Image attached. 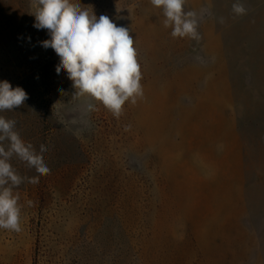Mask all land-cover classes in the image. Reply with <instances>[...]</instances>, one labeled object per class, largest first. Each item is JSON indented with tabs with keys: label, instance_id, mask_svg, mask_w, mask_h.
I'll list each match as a JSON object with an SVG mask.
<instances>
[{
	"label": "rangeland",
	"instance_id": "374dc122",
	"mask_svg": "<svg viewBox=\"0 0 264 264\" xmlns=\"http://www.w3.org/2000/svg\"><path fill=\"white\" fill-rule=\"evenodd\" d=\"M79 2L129 29L144 98L116 118L76 95L31 0H0V81L29 97L0 115L50 169L13 159L38 182L0 264H264V0H186L199 41L150 0Z\"/></svg>",
	"mask_w": 264,
	"mask_h": 264
},
{
	"label": "clouds",
	"instance_id": "9594fccd",
	"mask_svg": "<svg viewBox=\"0 0 264 264\" xmlns=\"http://www.w3.org/2000/svg\"><path fill=\"white\" fill-rule=\"evenodd\" d=\"M150 3L161 10L163 25L172 29L173 38L200 40L197 14L185 11L186 0H150ZM31 4L33 26L47 30L50 37L41 45L53 49L59 57L56 72H66L76 95L98 102L116 118L123 114L126 102L135 105L144 98L141 66L128 28L117 26L106 15L97 17L91 7L82 6L79 0H31ZM232 12L235 16L247 14L242 0H235ZM224 22V17H220L219 23ZM28 98L22 87L0 81V113L23 106ZM88 110H96V104L89 103ZM46 151L42 144L37 152L22 139L17 122L0 115V229L22 231V205L16 189L25 182H38V177L20 175L13 159L43 175L50 171L43 158ZM32 203L27 201L28 206Z\"/></svg>",
	"mask_w": 264,
	"mask_h": 264
}]
</instances>
